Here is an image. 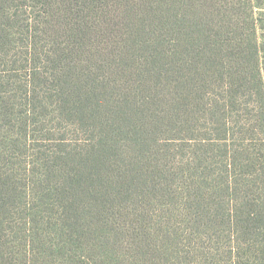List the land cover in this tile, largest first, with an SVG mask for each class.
I'll return each mask as SVG.
<instances>
[{
	"label": "rangeland",
	"instance_id": "obj_1",
	"mask_svg": "<svg viewBox=\"0 0 264 264\" xmlns=\"http://www.w3.org/2000/svg\"><path fill=\"white\" fill-rule=\"evenodd\" d=\"M127 1L114 0L106 8L110 22L116 23L108 27L119 36L129 28L128 10L121 7ZM135 1L131 11L139 8L137 28L129 43L122 38L120 44L115 32L107 39V31L98 24L104 17L90 23L100 31L86 28L97 36L88 40L77 36L84 34L83 26L64 17L56 0L43 7L21 0L15 12L6 2L0 21L9 17L14 25L2 27L6 35L0 38V178L11 176L17 187H23L45 175L55 184L56 174L50 170L56 172L64 165L71 174L77 163L85 166L102 160L113 165L102 170L103 177L99 170L89 173L98 175L90 190L102 191L93 195L97 202L82 207L101 227L95 230V246L104 255L102 264H235L230 257L235 245L244 264H264V216L261 233L250 232L241 247L239 240L231 239L234 229L228 234L230 226L225 222L217 224L216 230L210 228L205 211H199V196H203L212 210L226 217L230 197L223 180L224 162L226 156L234 157L235 144L241 154L236 160L241 159L245 167L234 178V197L252 202L253 211L264 215V186H260L264 181V0H149L146 5L141 3L144 0ZM98 14L99 10L92 16ZM76 26L81 32L74 35L71 28ZM180 35L191 45L180 46ZM207 35H212L216 50L230 49L227 38L242 43L239 70L243 79L233 95L225 90L223 79L201 68L204 60L197 71L199 91L193 101L187 96V86L192 84L188 72L196 66L185 50L202 49ZM210 53L218 55L214 50ZM72 81L89 90L83 99L89 108L86 114L84 109L69 113L72 96L65 110L55 103L64 100L60 91ZM109 81L114 83L112 89ZM180 90L184 94L176 107L173 97ZM185 109L186 121L181 116ZM99 118L114 121L118 130L131 125L140 141L157 142L165 160L152 166L134 162L141 156L155 161L157 149L147 155L137 148L129 154L117 147L103 154L96 142L102 129ZM255 161L257 170L250 166ZM127 168L130 175L125 173ZM253 180L259 181L252 185ZM62 182L76 190L71 178ZM19 191L21 196L26 193ZM112 193L120 210L98 215L92 208L108 203ZM27 195L33 191L29 189ZM56 218L61 219L57 213ZM17 220L12 219L16 231L22 227ZM68 237L62 230V253L73 248L64 243ZM91 247L78 250L89 254Z\"/></svg>",
	"mask_w": 264,
	"mask_h": 264
},
{
	"label": "trees",
	"instance_id": "obj_2",
	"mask_svg": "<svg viewBox=\"0 0 264 264\" xmlns=\"http://www.w3.org/2000/svg\"><path fill=\"white\" fill-rule=\"evenodd\" d=\"M20 1L21 0H0V17L4 13L3 10L5 9L6 2H9L10 9L15 12L16 9H18L17 2ZM25 1L28 2L31 7H43L45 3H49L52 0ZM56 1L57 4L60 5L59 8L64 17L74 19L83 26L84 34L77 35L81 32V29L77 26L71 28L72 34L80 36V38L85 36L86 39L93 40V38L97 37L96 34L88 33L86 28L100 31L97 27L95 28L90 23L92 20L96 19L100 21V18L102 17H104V19L101 21L105 22V24H102L101 21L100 23L98 22V24L101 25L102 30L107 31V39L108 36L112 35V31L115 32L111 27H108V24L114 25L116 23L112 24L110 22V18L107 17L109 12H107L106 9L110 2L114 0H109L108 3V0ZM133 1L135 0H128L121 6L128 10L126 11L128 13L125 18L126 23L129 24V28L126 30L125 34L121 36L115 32V38H119L117 44H120L122 38L125 43H129L130 36L137 28V13L139 8L131 11ZM148 2L149 0H144L141 3L146 5ZM98 10L100 11V15L98 14L97 16H92L95 15ZM90 17L93 19L89 20ZM9 23L14 25V21L9 17H5L0 21V38L6 35L3 34L4 29L2 27L8 25ZM206 33L208 32L206 31ZM77 36H73V38ZM180 36L181 37L177 40V43L180 46L183 45L184 47H187L191 45V43L186 44L182 35ZM211 36L212 35H207L206 42L204 43L202 49H198L196 45H194L197 49L193 47V50H185L186 53L191 55L190 61H192L191 63L193 66L197 67L194 68L191 74L188 72V75H191L189 77L192 80V84L191 87L187 86V96L193 101L197 100V93L199 91V86L197 85L196 80L197 71L201 62L204 60L207 61L203 63L201 68L206 67L208 70L211 69L212 73H215L220 79H223L225 90L231 92L233 95L237 94L238 88L240 87L238 82L240 79H243L239 70L240 63L243 61L242 43L234 38H227L226 41L228 42L230 49L228 51L216 50L213 48V41L210 39ZM115 38H113L112 43ZM258 46L259 45L257 43L254 45V50L257 53L259 51ZM222 47L224 49L223 41ZM210 50L216 51L218 55H214V53H210L208 55ZM223 52L224 54H222ZM56 61L57 59H54V62ZM61 63H63L62 59ZM202 72L203 71H200L199 74H202ZM59 75L62 76L64 73L60 71ZM60 76L58 77L59 81L63 79V77L61 78ZM112 85H114V83L109 81L108 88L112 89ZM81 87H84V84L81 85L76 81H72L71 84H67L66 87L60 91L61 97H64V100L61 99V102L58 99L55 101L56 105L65 110L66 100L72 96V103L74 106L69 113L72 114L74 110V114H77L83 109L85 110V114L88 113L89 108L88 106H84L83 99L87 96L85 92H88L89 90L85 88L82 89ZM262 92L264 96V91ZM183 94L184 91L180 90L178 92V96L173 97V105L176 107L180 106ZM112 102L115 104L116 101ZM125 114L132 116L129 112H125ZM181 116L185 121L187 120L188 113L186 109L182 111ZM192 117L193 119L195 118L193 115ZM91 120V122H93L94 118H91ZM99 120L102 125V129L99 130L96 142L102 147L103 154L105 153L107 155L109 152L114 151L117 147H120L122 152H128L129 154H131L130 149L136 150L137 148L140 152L151 155L152 151H155L159 146L154 140L147 143L140 141L139 138L135 136L132 128H130L131 125H129L126 129L118 130L114 121L102 120L101 118H99ZM120 121L123 122L124 119H120ZM234 145L235 144L232 145L234 157L228 158L226 156L224 162L226 176L223 180L226 183V194L230 197L226 217L224 218V213L218 212V209L212 210V205L206 203L203 200V196H199V199L202 197L201 200H199L201 202V210L199 211H205L204 214L208 219V226L214 230H216L217 224H223L224 222L227 223L230 226L228 228V234L231 228L235 230V235L231 239L234 241L239 240V245L244 247L245 245L242 240L245 238L249 239L250 232L255 234L261 233V220H263L264 215H262L260 211H253L252 202H240L238 197H234L237 192L236 180H234V178L243 173V169L245 167L241 159L236 160L237 157L240 158L241 154L235 150L236 146ZM155 153V161L149 162L141 156L134 162L136 164L152 166L154 163H159L162 160H165V156L161 148L157 149ZM94 162L95 160H92L90 164L85 166L77 163L76 172L71 174L68 172L66 165H64L63 169L59 168L57 162L55 161L54 166L58 167V169H56L57 171L53 172L50 170L52 175L55 176L56 174L57 181L55 184L52 183L50 178L42 175L40 178L35 177L31 181L24 183L23 187H17L12 182L11 176L4 178L2 175L0 178V264H102L103 261H105L103 253L97 249V245L95 246V236L97 233L95 230L100 229L101 227L95 225L94 220L86 213L88 210L85 211L82 207H84L87 203L92 204L97 202V197H94L93 195L102 191L90 190V185L98 180V175L90 177L89 173L94 170H99L103 177L104 173L102 170L112 169L113 165H106L102 160H98L96 164H94ZM236 162L239 163V166H236ZM259 162H261V160H259ZM258 163L256 161L254 163L251 162L250 166L252 168H256L254 170H257L256 165H258ZM82 166L88 168V170L84 169ZM130 170L131 169L129 168L125 169V173L130 175ZM135 172L136 171L134 170L133 173ZM65 178L72 179L73 185L76 186L75 191L69 184L62 182V179ZM45 179L49 180L47 184ZM126 179L127 178H124V180ZM257 181L259 180H253L249 183L255 185ZM260 182V186H264V181ZM256 186L258 187L257 190H259L260 186ZM29 189L33 191V195L30 197L27 195ZM105 189H107V185ZM19 190H24L26 193L21 196L20 192L22 191ZM115 199V194L112 193L108 203L92 209L96 210L98 215H103L110 211L120 210V205H116ZM250 206H252V211L250 210ZM54 207L56 208V213L61 217V219H54L56 217V213L53 210ZM232 210H235V213L239 214L232 215L229 213ZM17 218L18 220L16 223H22V227L16 231L12 219ZM102 229L105 230L106 228ZM62 230H65V233L69 236L67 241H64V243H69L73 247L71 251H66L65 253H62V249L64 247L61 243ZM205 231L208 230L203 229V232ZM104 235L108 238L111 236L109 231H104ZM79 246L92 247L88 251L89 254H81L78 250ZM239 252V246L235 245V249L232 253H230V257L233 260V263L244 264L242 254Z\"/></svg>",
	"mask_w": 264,
	"mask_h": 264
}]
</instances>
